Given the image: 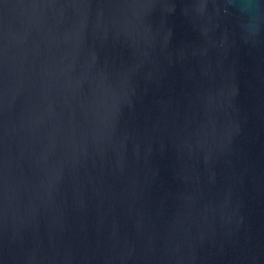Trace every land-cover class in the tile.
Returning <instances> with one entry per match:
<instances>
[{"label": "water", "instance_id": "95a60500", "mask_svg": "<svg viewBox=\"0 0 264 264\" xmlns=\"http://www.w3.org/2000/svg\"><path fill=\"white\" fill-rule=\"evenodd\" d=\"M0 264H264V0H0Z\"/></svg>", "mask_w": 264, "mask_h": 264}]
</instances>
